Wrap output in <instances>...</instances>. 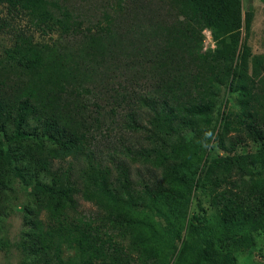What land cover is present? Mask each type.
I'll return each instance as SVG.
<instances>
[{
	"label": "trees",
	"instance_id": "obj_1",
	"mask_svg": "<svg viewBox=\"0 0 264 264\" xmlns=\"http://www.w3.org/2000/svg\"><path fill=\"white\" fill-rule=\"evenodd\" d=\"M0 4L42 34L71 39L42 44L19 32L0 60V236L9 227L3 193L20 191L30 203L25 261L172 264L166 199L182 217L196 188L212 198L224 248L264 228V55L251 57L250 74L237 64L251 21L241 0H99L102 23L86 28L68 0ZM205 29L215 49L201 53ZM124 34L130 57L118 53ZM125 72L128 81H114ZM234 90L237 108L223 96ZM120 109L122 141L100 144ZM246 139L256 152H238ZM212 147L224 155L207 158ZM62 244L71 259H62ZM198 251L208 264L233 263Z\"/></svg>",
	"mask_w": 264,
	"mask_h": 264
},
{
	"label": "rangeland",
	"instance_id": "obj_2",
	"mask_svg": "<svg viewBox=\"0 0 264 264\" xmlns=\"http://www.w3.org/2000/svg\"><path fill=\"white\" fill-rule=\"evenodd\" d=\"M70 5L78 9L79 13H84L88 18L83 23L82 28L92 26L94 23L101 21L100 15H97V9L95 7L96 2L99 0H68ZM242 14L251 15V21L249 27L246 29L245 25L241 31V46L237 64L241 63V68L250 74L251 72V57L254 55H264V0H241ZM94 5V6H93ZM246 17V16H245ZM89 22V24H88ZM24 32L31 34L35 42L42 44H68L67 37H61L57 33L42 34L40 30L35 28L28 20L26 16L21 13L9 9L5 4H0V60L5 57V50L12 47L15 42V35L17 33ZM57 32V31H54ZM203 41L201 53L206 51H213L215 44L211 39V32L205 29L202 32ZM129 35L124 34L119 39L118 53L121 57L132 56L130 50V43L126 41ZM142 38L137 36L136 41ZM131 74L125 72L118 75L114 81L120 83L128 81ZM241 81L238 80L236 86H239ZM140 85V84H139ZM137 85V91L141 86ZM139 86V87H138ZM223 95V94H222ZM228 102V105L233 108H237L236 98L238 91H229L226 95H223ZM218 108L221 112L223 105L219 104ZM91 109V108H90ZM89 109V110H90ZM93 111V109H91ZM118 116L112 118V124L109 128L103 131L102 140L105 143L117 144V141H122L121 138L125 134L122 131L121 123L123 122L122 114L123 110H117ZM216 112V114L218 113ZM96 116V115H93ZM215 144V143H214ZM118 145V144H117ZM259 144L254 143L251 140H245V142L238 149L239 153H254L258 150ZM222 153L217 147H212L207 153V158L222 156ZM82 203V202H81ZM2 204L7 209L9 215V227L7 228L8 235L4 234L0 236V264H29V261H25L22 253L20 243L22 242L21 231L24 229L22 222L25 219L24 206H30L29 201L20 191H14L12 198L3 193ZM166 204L170 207L167 209L173 214L175 222V230L172 234V238H175L170 242V254L173 255L172 264H208L200 259L198 255V249H210L216 250L219 256H228L233 260L232 264H264V228L257 229L251 232H247L244 236L247 237L243 246L237 248L226 247L216 241L217 229V211L212 205V198L209 195L204 194L200 188L193 189L190 203L186 208V212L181 217L179 216V208L173 207L169 198L166 199ZM84 212H92L93 208L89 204L82 203ZM43 217V215H41ZM151 218H149L150 220ZM153 222L157 220V217H152ZM196 228L201 235H193L191 239L188 238L191 230ZM144 229H140L142 236L145 234ZM139 236V235H138ZM168 239V236L166 237ZM239 238V237H237ZM25 242V240L23 241ZM26 244V243H24ZM61 244V243H60ZM157 246L144 248V252L147 256L152 257L156 253ZM62 259H71L73 252L70 251L64 244H62Z\"/></svg>",
	"mask_w": 264,
	"mask_h": 264
}]
</instances>
